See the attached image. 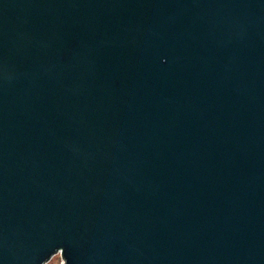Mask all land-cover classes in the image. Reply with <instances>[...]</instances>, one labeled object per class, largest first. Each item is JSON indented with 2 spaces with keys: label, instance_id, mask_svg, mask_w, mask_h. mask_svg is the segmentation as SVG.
Here are the masks:
<instances>
[{
  "label": "water",
  "instance_id": "95a60500",
  "mask_svg": "<svg viewBox=\"0 0 264 264\" xmlns=\"http://www.w3.org/2000/svg\"><path fill=\"white\" fill-rule=\"evenodd\" d=\"M264 264V0H0V264Z\"/></svg>",
  "mask_w": 264,
  "mask_h": 264
},
{
  "label": "rangeland",
  "instance_id": "374dc122",
  "mask_svg": "<svg viewBox=\"0 0 264 264\" xmlns=\"http://www.w3.org/2000/svg\"><path fill=\"white\" fill-rule=\"evenodd\" d=\"M63 262H64L63 254L61 252H57L50 258L47 264H63Z\"/></svg>",
  "mask_w": 264,
  "mask_h": 264
},
{
  "label": "built area",
  "instance_id": "2783aa9c",
  "mask_svg": "<svg viewBox=\"0 0 264 264\" xmlns=\"http://www.w3.org/2000/svg\"><path fill=\"white\" fill-rule=\"evenodd\" d=\"M58 252H61V253L63 254L62 250H60V251H58ZM56 253H57V252H56ZM49 260H50V259H49ZM49 260H48V261H49ZM48 261H47V262H48ZM47 262H46V264H47Z\"/></svg>",
  "mask_w": 264,
  "mask_h": 264
}]
</instances>
